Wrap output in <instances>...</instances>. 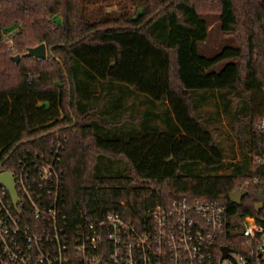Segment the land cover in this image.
I'll list each match as a JSON object with an SVG mask.
<instances>
[{
    "label": "trees",
    "instance_id": "trees-1",
    "mask_svg": "<svg viewBox=\"0 0 264 264\" xmlns=\"http://www.w3.org/2000/svg\"><path fill=\"white\" fill-rule=\"evenodd\" d=\"M214 19L225 38L211 51ZM40 43L45 59L25 55ZM211 99L233 121L231 154ZM261 117L264 0H0V173L59 144L77 223L117 212L142 228L182 197L258 216Z\"/></svg>",
    "mask_w": 264,
    "mask_h": 264
},
{
    "label": "built area",
    "instance_id": "built-area-1",
    "mask_svg": "<svg viewBox=\"0 0 264 264\" xmlns=\"http://www.w3.org/2000/svg\"><path fill=\"white\" fill-rule=\"evenodd\" d=\"M255 131L264 137V117ZM61 152L57 144L46 156L22 157L8 171L15 203L0 184L2 264H264L263 204L255 216L231 212L218 199L182 197L147 209L142 228L117 212L73 221L66 211ZM253 163L264 172V153ZM252 182L264 185V175ZM224 246L230 250L222 257Z\"/></svg>",
    "mask_w": 264,
    "mask_h": 264
},
{
    "label": "rangeland",
    "instance_id": "rangeland-1",
    "mask_svg": "<svg viewBox=\"0 0 264 264\" xmlns=\"http://www.w3.org/2000/svg\"><path fill=\"white\" fill-rule=\"evenodd\" d=\"M211 51L214 49V43L217 41L215 38L220 41L225 38L224 33L221 31L219 23L216 19L212 21L211 23ZM16 30L14 28L10 32L4 33L5 40H9L12 38V33ZM8 42V41H7ZM7 51H10L7 49ZM217 100L211 99L210 103L206 106H204V109H207L210 111L211 115H214L213 111H217L216 115L212 117V122H210V127H212L214 132V138L216 141L224 145L225 151L228 154H231V150L237 149V135L236 130L233 128V121L229 116H226L224 113H222L221 109L215 108L214 103H216ZM233 102H235V99H233ZM233 146V149L231 148Z\"/></svg>",
    "mask_w": 264,
    "mask_h": 264
},
{
    "label": "water",
    "instance_id": "water-1",
    "mask_svg": "<svg viewBox=\"0 0 264 264\" xmlns=\"http://www.w3.org/2000/svg\"><path fill=\"white\" fill-rule=\"evenodd\" d=\"M47 54V48L45 43H40L33 47H28L27 51L25 53L26 56H32L34 58L39 59H45ZM20 55H14L11 57L12 60H14L16 63L19 61ZM0 184L5 186L8 190L10 197L12 198V201L15 203L16 201V191H15V185L13 181L12 174L8 171H4L0 173ZM246 194V191L244 189H237L230 193L229 200L234 204H240L241 199ZM262 203H258L255 206V211L258 212L260 208L262 207ZM230 249L226 246L222 247L223 256H225V253L229 251Z\"/></svg>",
    "mask_w": 264,
    "mask_h": 264
}]
</instances>
